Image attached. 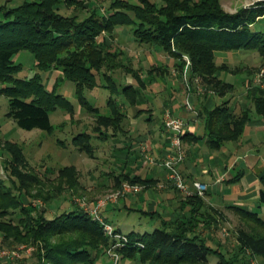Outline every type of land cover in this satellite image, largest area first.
Instances as JSON below:
<instances>
[{
    "label": "trees",
    "instance_id": "16d2710c",
    "mask_svg": "<svg viewBox=\"0 0 264 264\" xmlns=\"http://www.w3.org/2000/svg\"><path fill=\"white\" fill-rule=\"evenodd\" d=\"M82 1L31 0L11 8L0 7V75L6 83L1 91L8 98L5 115L23 129L39 128L50 132V110L59 106L69 107L72 113L74 104L64 94L47 89L38 72L29 78L18 77L21 67L13 62V55L27 49L33 53L39 71L53 64L61 67L65 77L74 83L75 97L80 106L84 105L97 114L98 108L89 103L85 91L102 86L97 82V75L106 81L111 79L103 68L111 67L108 62L111 54L96 40L101 25L107 31L118 24L131 25L132 34L139 42L157 45L172 57L187 54L192 63L191 75L200 76L205 88L219 96L232 92L235 87L220 74L237 72L225 62L217 64L216 52L250 48L264 58V31L251 28L255 18L264 14V5L252 10L227 13L207 8L205 1L201 3L200 10L188 11L182 8L178 0H140L143 7L136 4L123 6L115 0L99 17H94V14L81 18L77 15L68 17L57 12V5L80 7ZM150 71L152 69L148 70V75ZM158 74L164 75L165 71L160 70ZM106 87L113 90V80L111 86L107 84ZM137 91L131 84H123L120 89V93L128 94L134 100ZM246 91L252 107L234 112L229 100H225L211 110H199L198 113L204 118L203 137L184 131L181 142L197 141L202 137L208 148L218 149L227 141L237 140L243 133L245 123L250 120L251 113L264 115L262 84L251 85ZM111 99H107L111 116L102 115L100 119L123 131L121 122L125 114L120 110V103L112 102ZM142 112L138 110V113ZM83 135H77L74 139L82 140L85 138ZM77 146L79 151L94 157L86 144ZM109 173L112 187H117L123 181L145 185L151 182L122 169ZM58 176L59 179L66 177L72 184L77 182L71 166L59 168ZM260 179L263 186L259 191L258 202L259 206H264V175ZM185 206L188 207L189 215H182L174 221L154 212L142 211L150 217H159V226L151 231L132 229L126 233L117 232L128 240L125 247L117 250L125 257H137L144 264H210L211 255L217 257V264H248L244 259L248 261L252 255L259 257L264 264V212L259 214L237 205L226 207L249 221L253 227L251 234L242 233L238 241L241 244L239 252L234 253L226 249L222 251L220 246H210L207 243L209 237L196 230L201 221L204 220L202 224L206 225L207 211L214 214L219 211L208 205L209 210H202L206 204L197 194L184 197L181 209ZM44 212L46 208L23 206L21 200L11 194L0 180V236L5 245H34L40 242L41 248L45 249V256L54 258H51L50 263L78 264L84 257L90 261L92 250L109 243L99 222L79 207L54 218L44 217ZM5 215L18 218L6 219ZM51 235L58 238L57 243H51ZM58 257L70 263H62Z\"/></svg>",
    "mask_w": 264,
    "mask_h": 264
},
{
    "label": "rangeland",
    "instance_id": "374dc122",
    "mask_svg": "<svg viewBox=\"0 0 264 264\" xmlns=\"http://www.w3.org/2000/svg\"><path fill=\"white\" fill-rule=\"evenodd\" d=\"M26 1L31 0H0V7L11 8ZM113 1L115 2V0H83L82 5H79L80 7L71 6L68 8L61 4L57 5L59 7L57 12L68 17L75 15L79 18L83 15L89 17L91 14H94V17H99ZM116 1L123 6L136 4L143 7L140 0ZM204 1L207 8H216L227 13L252 10L257 6L264 5V0H178L182 8L188 11L200 10V5ZM251 25L252 29L264 31V14L256 17ZM96 40L103 44L104 50H107L113 57L112 60L111 57L108 59L111 67L108 69L103 67L113 80V90L106 87L107 84L111 86V79L106 81L100 77L101 75H97V82L102 86H96L91 91H85L89 103L98 108L97 114L84 105L80 106L75 97L74 83L65 77L61 67H55L53 64L44 71H39L35 66L34 55L29 50L22 49L13 55V62L21 67L17 73L18 77L29 78L37 72L40 73L44 86L49 90L53 89L64 94L74 104V110L70 113L69 107L61 106L50 110L52 124L50 132L39 128L23 129L13 119L5 115L8 98L4 91H1L6 83L3 82V76L0 75V180L11 194H15L21 200L23 206L31 205L37 209L46 208V212L43 213L46 218H54L56 215L69 212L74 207H79L88 213L95 211V218L94 215H90L99 222L104 234L109 238V243L92 250L90 261L84 257L82 258L83 261L78 264H134L135 260L140 263L141 260L137 257H125L117 250L122 246L116 244L117 235L115 234L119 231L112 226L116 223L111 220L112 224H110L104 218L103 213L107 212L102 209L104 206L98 208V203L106 198L115 196L113 201H108L105 205L115 203L118 200H121L122 203V198L126 195L120 193L121 184L112 187L113 181L109 177V172L119 169L128 170L134 165V158H131L134 152L132 150L133 140L137 137L143 141L144 137H138L147 134L149 124L145 118L148 116V112L152 113L153 120L158 119L161 113L163 121L166 110L175 116L172 110L162 102L163 98L168 97L165 80L168 81L173 78L182 80V89L185 94L183 97L184 105L188 109L187 104L193 107L190 100L192 93L197 96L215 93L205 88L200 76L191 75L192 63L187 54H182L176 58L157 45L139 42L132 34L131 25L118 24L110 31L105 30L101 25ZM215 57L217 64L225 62L230 69L235 68L237 72L236 74L228 72L220 74L226 79L231 77V81L235 83H233L234 90L226 94V100L229 102L234 100V104L242 100L246 104L245 108L252 107L247 98V91H242L243 95L245 92L244 97L240 95L241 90L244 89L240 83L243 81L242 85L246 89L257 84H262L264 88V58L258 51L250 48L219 51L215 53ZM150 69L152 71L148 75L147 72ZM160 70L165 71V74H158ZM123 84H131L134 89L138 90L135 100L128 94L120 93ZM108 97L112 98V102L120 103V110L125 114L121 122L123 131L100 119L102 115L111 116L110 104L107 103ZM138 110H143V112L138 113ZM253 116L258 117L251 113V117ZM175 117L183 119L179 116ZM259 117H264V115ZM81 134H84V139H74L75 136ZM82 143L86 144L87 150L89 149L94 157H90L85 151H79L77 145H82ZM142 158L139 152L135 154L136 161ZM151 158L153 157L151 156ZM69 166L74 169L76 184L70 183L66 177L59 179V168ZM140 167L142 165L139 164L137 169ZM139 186L140 190L144 187L142 184ZM152 186L157 190L176 189L166 181L155 183ZM52 195L54 197H51ZM185 195L190 196L192 194ZM44 197L48 198L44 199ZM217 211L219 212L216 214L207 211L206 225H203V220L196 230L200 231L203 236L209 237L207 243L210 246L214 248L220 246L222 251L226 249L234 253L239 252L238 247L240 248L241 244L238 241L243 232V234H251L252 224L242 219L239 214L231 209L225 208V210ZM253 211L262 214L264 206H259L257 201V206L253 207ZM32 215L35 216L36 213L33 212ZM5 218L17 219L18 216L5 215ZM126 221L142 223L140 231H151L154 227L159 226L155 222V218L140 214H134ZM121 229L126 231L124 227ZM49 240L51 243L58 242V238L54 235H51ZM41 245L42 243L35 242L34 245L19 243L15 246H8L5 245L0 236V264H54L50 263L52 257L45 256V249H42ZM209 260L210 264H217V257L211 255ZM61 261L62 263H70L66 259H61ZM244 262L263 264L255 255H252L248 261L244 259Z\"/></svg>",
    "mask_w": 264,
    "mask_h": 264
},
{
    "label": "crops",
    "instance_id": "0c3cea01",
    "mask_svg": "<svg viewBox=\"0 0 264 264\" xmlns=\"http://www.w3.org/2000/svg\"><path fill=\"white\" fill-rule=\"evenodd\" d=\"M221 77L227 82L234 83L231 81V77L227 79L224 76ZM165 82L168 97L163 98V104L168 106L175 116L185 119L186 128L184 131L203 137L204 118L198 113L199 110H211L215 105L225 101L226 95L207 93V96L200 94L197 96L192 93L190 100L197 112L195 113L184 105L185 94L182 89V80L173 78L165 80ZM240 84L244 88L240 95L244 97L245 92L243 95L242 91H246V88L242 85L243 81ZM233 101L229 102V105L234 112L246 107L242 100L235 103L236 105ZM148 113L145 118L149 124L147 134L138 137H144L143 141L137 137L134 138L132 144L134 152L131 155V158H134V165L126 171L138 175L142 179L151 180V182L148 183L149 185L142 184L143 189L136 193H127L122 198V203L121 200H118L102 207L107 211L103 213L104 218L110 224H112L111 220L115 222L116 225L112 226L121 233L132 229L141 230L142 223L127 222L126 220L134 214L150 217L142 211L154 212L170 221H174L182 215H189L188 207L185 206L181 209V199L183 200L188 195L177 189L157 190L152 186L162 181L167 182L166 170L162 167L161 162L164 153L170 147V138L163 127L162 114L160 113L159 118L153 120L152 113ZM202 137L197 141L181 142L185 158L180 164V170L187 183L190 184L191 181L198 180L206 184L204 194L199 195L204 199L205 210L207 205L215 210H225L230 205L253 210V207L257 206L259 191L263 186L260 178L264 175V117H251L245 123L243 133L237 140L227 141L218 149L208 148L205 138ZM137 152L143 157L140 159L141 162L139 159L135 160ZM139 164L142 167L137 169ZM150 218H155L157 225L160 224L159 217ZM136 224L139 225L136 226ZM121 227L126 228V231H122ZM134 264L142 263L135 260Z\"/></svg>",
    "mask_w": 264,
    "mask_h": 264
},
{
    "label": "built area",
    "instance_id": "2783aa9c",
    "mask_svg": "<svg viewBox=\"0 0 264 264\" xmlns=\"http://www.w3.org/2000/svg\"><path fill=\"white\" fill-rule=\"evenodd\" d=\"M187 105L190 110L194 111L192 106L189 104ZM194 112L196 113V111ZM164 113L162 122L170 138V147L165 152L161 165L166 170L167 183L185 194L196 193L198 195H203L206 184L198 180H193L190 184L187 183L180 170V164L185 158V153L181 144V135L186 128V122L183 119L173 116L169 110H166ZM120 188L121 195L135 193L140 190L139 184L130 183L128 181L122 182ZM114 197L109 199L106 198L101 203H98V208H100V206H105L108 201H113L115 199ZM89 214L94 215V218L96 217L95 211L89 212ZM115 235H117V245L126 246L128 244V240L124 235L121 233H116Z\"/></svg>",
    "mask_w": 264,
    "mask_h": 264
}]
</instances>
